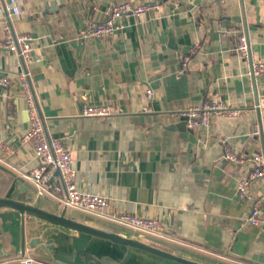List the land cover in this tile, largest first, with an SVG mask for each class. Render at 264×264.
<instances>
[{
    "label": "crops",
    "instance_id": "1",
    "mask_svg": "<svg viewBox=\"0 0 264 264\" xmlns=\"http://www.w3.org/2000/svg\"><path fill=\"white\" fill-rule=\"evenodd\" d=\"M119 1L126 0H18L23 13L4 19L13 33L34 38L30 82L49 136L72 151L79 187L108 196L107 213L123 209L162 218L170 231L168 238L143 239L71 207L67 216L214 264H264V224H251L250 204L237 197L238 181L253 163L224 158L227 149L246 158L264 153V75L254 81L236 49L244 30L252 58L264 61V0H161L163 8L124 19V28L108 39L84 38L85 28L105 20ZM6 35L0 22V41ZM23 69L15 54L0 48V75L11 79L0 86V198L60 213L67 195L47 196L60 205L55 208L29 178L37 160L33 143L23 141L30 128ZM149 87L153 110L145 112ZM211 100L241 112L215 116L201 129L188 128L176 115ZM88 104L107 105L112 114L87 117ZM52 181L61 183L56 170ZM251 190L264 197V182ZM44 231L53 248H31ZM23 256L39 264H182L31 216L23 226L17 210L0 208V264H20Z\"/></svg>",
    "mask_w": 264,
    "mask_h": 264
},
{
    "label": "built area",
    "instance_id": "2",
    "mask_svg": "<svg viewBox=\"0 0 264 264\" xmlns=\"http://www.w3.org/2000/svg\"><path fill=\"white\" fill-rule=\"evenodd\" d=\"M165 6L161 0H145L134 2L131 0L119 1L112 7L111 13L105 20L92 22L82 33L84 38L108 39L124 28L123 20L134 16L139 17L150 10H158ZM23 10L18 0H8L0 6V22L7 32L6 39L0 41V48L5 49L18 57V63L23 66L21 74V88L25 96L29 112L30 128L23 137V141H30L34 145L37 165L32 168L29 178L34 184L40 197L67 195V207L80 210L84 213L100 216L121 226L133 230L135 233L146 234L168 238L167 232L170 227L162 218L144 216L138 213L123 209H115L107 213L110 205V198L91 191L89 187L80 188L78 184V170L75 166L72 151L63 139L49 136L44 120L39 110L35 93L30 82L29 67L37 61L34 38L29 33L15 34L11 31L4 19L11 15H21ZM197 46L190 50V54L196 51ZM236 49L242 57L250 63V75L254 81L264 75V61L252 58L251 41L248 33L240 30L236 37ZM190 55L185 56L182 62V71L188 66ZM11 83L8 75H0V86L7 87ZM147 103L143 111H152L151 102L154 91L151 87L145 90ZM240 109L232 108L220 101H207L203 106L190 107L180 111L177 116L185 120L186 126L190 129H201L210 127L215 116L238 115ZM87 117H106L112 114L107 105L88 104L83 109ZM262 132L261 126L256 124L253 134L259 136ZM224 158L235 163H243L247 160L253 163V167L238 181L237 197L241 201L250 204L248 221L253 225L264 224V197L251 190V186L261 180L264 182V153L251 158L238 155L234 150L227 149ZM60 170L61 183L52 181L54 171ZM233 177V174H231ZM20 264H39L33 257L23 256Z\"/></svg>",
    "mask_w": 264,
    "mask_h": 264
},
{
    "label": "water",
    "instance_id": "3",
    "mask_svg": "<svg viewBox=\"0 0 264 264\" xmlns=\"http://www.w3.org/2000/svg\"><path fill=\"white\" fill-rule=\"evenodd\" d=\"M56 174H60L59 169L56 170ZM43 198L52 203L55 208H59L60 205L57 202H54L47 196H44ZM0 208H11L17 210L22 215L23 226H25V217L31 216L46 224L62 228L66 231H73L76 234H89L98 238L110 240L117 244L140 249L151 254L160 256L162 258L176 261L182 264H214L212 260H207L205 258L195 256L193 254H187L186 252H182L179 250L177 251V249L172 252L170 250L151 245L137 237L125 236L121 233L102 229L86 222L77 220L73 217H69L67 216V206L62 212L58 213L45 209L40 205L22 201L16 198H0ZM48 236L49 231H44L43 236L36 237L29 242L30 247L33 249L37 247H49L50 249H52L53 240L51 238L47 239ZM44 240L46 241L44 242ZM22 253L23 255L26 254L25 236L23 237L22 241Z\"/></svg>",
    "mask_w": 264,
    "mask_h": 264
},
{
    "label": "rangeland",
    "instance_id": "4",
    "mask_svg": "<svg viewBox=\"0 0 264 264\" xmlns=\"http://www.w3.org/2000/svg\"><path fill=\"white\" fill-rule=\"evenodd\" d=\"M72 210L75 212V213H77V214H80V215H85V214H88V213H84V212H82V211H80V210H77V209H74V208H72ZM90 215V217L92 218V217H94V218H98V217H96V216H94V215H91V214H88V216ZM114 225H116L117 227H120V231H125L127 234H129V235H135V236H138V237H140V238H143V239H146L147 237H148V235H146V234H140L139 235V233H135L133 230H131V229H129V228H127V227H124V226H121V225H119V224H116V223H113ZM126 247H129V246H126ZM129 248H132V247H129ZM133 249H135V248H133ZM148 254H150L149 252H148ZM159 258H162V257H159ZM34 259H36L37 261H42V260H40V259H38V258H35L34 257ZM162 259H164V258H162ZM132 261H134L133 259H131ZM165 260V259H164ZM126 261V259H123V262H122V264H124V262ZM141 261L142 260H140V261H134V262H137V263H133V262H131V263H128V264H142L141 263ZM143 261H147V263H148V260H143Z\"/></svg>",
    "mask_w": 264,
    "mask_h": 264
}]
</instances>
